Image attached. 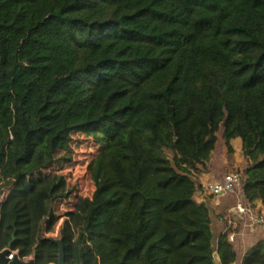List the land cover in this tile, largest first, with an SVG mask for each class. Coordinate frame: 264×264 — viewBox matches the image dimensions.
Wrapping results in <instances>:
<instances>
[{
    "label": "trees",
    "instance_id": "1",
    "mask_svg": "<svg viewBox=\"0 0 264 264\" xmlns=\"http://www.w3.org/2000/svg\"><path fill=\"white\" fill-rule=\"evenodd\" d=\"M78 134L99 150L66 264H264V236L229 222L264 206V0H0V251L15 235L59 263L75 191L54 168ZM237 140L230 170L216 153ZM213 171L240 182L215 198Z\"/></svg>",
    "mask_w": 264,
    "mask_h": 264
},
{
    "label": "rangeland",
    "instance_id": "2",
    "mask_svg": "<svg viewBox=\"0 0 264 264\" xmlns=\"http://www.w3.org/2000/svg\"><path fill=\"white\" fill-rule=\"evenodd\" d=\"M74 139L75 141L72 145L73 152L71 154V161L65 163V165L61 168H54L55 170H61V173L67 176L70 187L75 191V194L70 200L61 201L56 206L57 214L60 216V220L57 226L55 227L54 232L48 235L57 240L59 239V231L61 224L65 219L64 216L67 212L74 209L77 198L92 197L95 190L94 184L88 172V165L90 164L94 156L98 153L99 147L96 145L95 141L91 137L86 136L84 134L75 135ZM222 143V148L216 153L219 155L216 158L217 161H221V164L223 166L225 165L226 167H229L230 170H236L239 166H245L247 164V159L244 155V150L240 140L234 142L233 153L231 154H229L226 145ZM214 173L215 172L213 171V173L211 174L202 175V182L205 188L208 187L210 184L214 183V181H212V175ZM199 195H196V199L198 201H201L202 199L201 197H199ZM221 203L222 201L218 202V204ZM263 208V204L260 203L258 204L256 209L262 210ZM250 232L251 234L257 233L260 237L264 236L263 231H258L255 228L253 230L250 228ZM233 238L235 239L234 235Z\"/></svg>",
    "mask_w": 264,
    "mask_h": 264
},
{
    "label": "built area",
    "instance_id": "3",
    "mask_svg": "<svg viewBox=\"0 0 264 264\" xmlns=\"http://www.w3.org/2000/svg\"><path fill=\"white\" fill-rule=\"evenodd\" d=\"M240 182V175L234 172H226L223 175V180L219 182H214L210 184L207 188L215 195V198H220L226 196L230 191H232ZM4 199L1 198L0 202ZM229 222L234 226L237 225L239 221H245L246 225L252 230L255 228L258 231L264 232V208L262 210L253 209L239 202L237 205L233 206L229 212ZM252 224V225H251ZM233 241V236L231 237ZM18 254L17 252H11L9 259L13 260L14 256ZM32 257L21 258L24 262H28Z\"/></svg>",
    "mask_w": 264,
    "mask_h": 264
},
{
    "label": "water",
    "instance_id": "4",
    "mask_svg": "<svg viewBox=\"0 0 264 264\" xmlns=\"http://www.w3.org/2000/svg\"><path fill=\"white\" fill-rule=\"evenodd\" d=\"M1 221V218H0ZM16 240L15 235H13L12 241L9 243V248L0 251V264H36V254L28 261L24 262L20 259V256L16 254L13 260L9 259V255L11 254V248ZM56 243L59 245V263L58 264H66V255L63 240H56Z\"/></svg>",
    "mask_w": 264,
    "mask_h": 264
},
{
    "label": "crops",
    "instance_id": "5",
    "mask_svg": "<svg viewBox=\"0 0 264 264\" xmlns=\"http://www.w3.org/2000/svg\"><path fill=\"white\" fill-rule=\"evenodd\" d=\"M200 195H201V193H200Z\"/></svg>",
    "mask_w": 264,
    "mask_h": 264
}]
</instances>
